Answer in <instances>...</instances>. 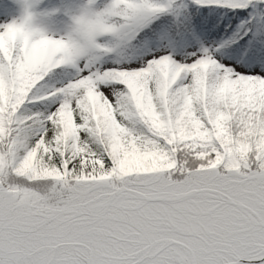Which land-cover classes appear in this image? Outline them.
Returning a JSON list of instances; mask_svg holds the SVG:
<instances>
[{
    "label": "snow or ice",
    "instance_id": "6c2138e0",
    "mask_svg": "<svg viewBox=\"0 0 264 264\" xmlns=\"http://www.w3.org/2000/svg\"><path fill=\"white\" fill-rule=\"evenodd\" d=\"M97 7L87 62L0 24V264H264V0Z\"/></svg>",
    "mask_w": 264,
    "mask_h": 264
},
{
    "label": "clouds",
    "instance_id": "9594fccd",
    "mask_svg": "<svg viewBox=\"0 0 264 264\" xmlns=\"http://www.w3.org/2000/svg\"><path fill=\"white\" fill-rule=\"evenodd\" d=\"M16 24L24 35L58 39L65 52L87 62L103 47H113L114 37L106 33L108 18L97 0H11ZM44 4V7H40ZM107 37V39L105 38Z\"/></svg>",
    "mask_w": 264,
    "mask_h": 264
},
{
    "label": "rangeland",
    "instance_id": "374dc122",
    "mask_svg": "<svg viewBox=\"0 0 264 264\" xmlns=\"http://www.w3.org/2000/svg\"><path fill=\"white\" fill-rule=\"evenodd\" d=\"M0 24H6L11 21V18L15 15L14 6L11 0H4L0 2ZM7 5V6H6ZM40 7H44L43 4Z\"/></svg>",
    "mask_w": 264,
    "mask_h": 264
},
{
    "label": "trees",
    "instance_id": "16d2710c",
    "mask_svg": "<svg viewBox=\"0 0 264 264\" xmlns=\"http://www.w3.org/2000/svg\"><path fill=\"white\" fill-rule=\"evenodd\" d=\"M56 2V0H52V3H55ZM46 3H47V0H46Z\"/></svg>",
    "mask_w": 264,
    "mask_h": 264
}]
</instances>
